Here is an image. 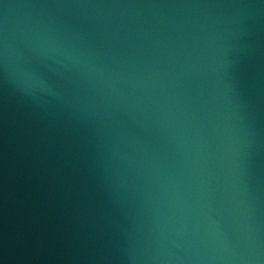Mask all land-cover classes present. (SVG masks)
Returning a JSON list of instances; mask_svg holds the SVG:
<instances>
[{"label":"water","instance_id":"1","mask_svg":"<svg viewBox=\"0 0 264 264\" xmlns=\"http://www.w3.org/2000/svg\"><path fill=\"white\" fill-rule=\"evenodd\" d=\"M0 264H264V0H0Z\"/></svg>","mask_w":264,"mask_h":264}]
</instances>
